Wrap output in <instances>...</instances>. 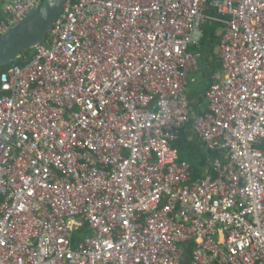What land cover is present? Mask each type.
Masks as SVG:
<instances>
[{"label":"built area","instance_id":"1","mask_svg":"<svg viewBox=\"0 0 264 264\" xmlns=\"http://www.w3.org/2000/svg\"><path fill=\"white\" fill-rule=\"evenodd\" d=\"M37 2L1 0L0 36ZM207 22L218 67L194 107ZM181 129L211 151L202 175ZM188 253L264 264V0H66L0 71V264Z\"/></svg>","mask_w":264,"mask_h":264},{"label":"water","instance_id":"2","mask_svg":"<svg viewBox=\"0 0 264 264\" xmlns=\"http://www.w3.org/2000/svg\"><path fill=\"white\" fill-rule=\"evenodd\" d=\"M66 0H38L34 8L0 36V66L12 64L16 57L44 41Z\"/></svg>","mask_w":264,"mask_h":264},{"label":"trees","instance_id":"3","mask_svg":"<svg viewBox=\"0 0 264 264\" xmlns=\"http://www.w3.org/2000/svg\"><path fill=\"white\" fill-rule=\"evenodd\" d=\"M1 18H2V15L0 12V19ZM217 25H218V23H215V22H212V23L207 22L204 25L205 36L203 37V39L201 41L200 51L202 52V54L204 53L206 57L204 55H202V59H203V67L201 69L202 71L212 72L218 66L217 61H215L214 59L209 60L208 59L209 56L207 57V54H209V53H210V56L213 55V49H214V45H215L216 39H217L215 36V30H216ZM205 48H206V50H205L206 53L204 52ZM29 53H30V50H28L24 54L28 55ZM3 68H4V66H0V71ZM209 78L210 77H208V80H209ZM190 98L192 99L193 96L190 95ZM201 100H202L201 96H200V98L198 97L197 99H195V102L192 103L193 106L196 107V104H198V102H200ZM172 143L178 147L180 158H186L195 167V170H194L195 173H196V171H199L200 164L202 165L204 163V157L206 155L208 156V153H211V151H205L203 148L198 146L197 143H195L191 140H188L186 138L185 129L180 130L179 137L177 139L173 140ZM200 149L203 150V153L200 151ZM204 151H205V153H204ZM78 240H79V237H78L77 233L75 232L73 241L76 244L78 242ZM189 261H190V255L188 253V255L186 256V259L184 261V264H190Z\"/></svg>","mask_w":264,"mask_h":264},{"label":"crops","instance_id":"4","mask_svg":"<svg viewBox=\"0 0 264 264\" xmlns=\"http://www.w3.org/2000/svg\"><path fill=\"white\" fill-rule=\"evenodd\" d=\"M205 50H206V48L204 49V52H205ZM206 53V52H205ZM203 55L205 56V54L203 53ZM209 56V57H208ZM206 57V56H205ZM207 57H208V59L209 60H215V61H217V63H218V55H217V52H215V50L213 49V55H211L210 56V53L209 54H207ZM200 64L201 65H203V59H201V62H200ZM203 67V66H202ZM202 67H201V69H202ZM218 67V66H217ZM216 67V68H217ZM215 68V69H216ZM201 69H199V71H197V73H196V79H195V81H192V82H196L197 80H198V77H199V75H198V72H199V74H200V83L202 84L203 83V92H204V89H205V87H206V85H207V82L209 81L208 80V77H210V75H211V73L215 70H213L212 72H206V71H202ZM209 71V70H208ZM190 82H188V84H189ZM190 92H191V89L189 88V86H188V97H189V99L191 100V103H194L195 102V98L193 97L192 99L190 98ZM202 92V91H201ZM203 92L201 93V97H202V100L200 101V102H198V104H196V107H201V106H205V101H204V98H203ZM199 98H200V96H199ZM185 133H186V138L188 139V140H191V141H193V142H195V143H197V145L198 146H200L201 148H202V146H201V144H200V142L196 139V137L193 135V133L190 131V129H187V130H185ZM200 151L203 153V150L202 149H200ZM204 153H205V151H204ZM207 156V155H206ZM206 156L204 157V163L201 165L200 164V169H199V171H196V173H195V175H202L203 173H204V171H205V168H206V166H207V160H206ZM182 159H186V158H182ZM187 160V159H186ZM187 161H189V160H187ZM190 162V161H189ZM191 163V162H190ZM192 165V164H191ZM193 166V165H192ZM193 169L195 170V167L193 166ZM195 172V171H194Z\"/></svg>","mask_w":264,"mask_h":264},{"label":"rangeland","instance_id":"5","mask_svg":"<svg viewBox=\"0 0 264 264\" xmlns=\"http://www.w3.org/2000/svg\"><path fill=\"white\" fill-rule=\"evenodd\" d=\"M200 72V71H199ZM198 72V80L194 83L191 82L188 84L189 88L191 89L190 95L193 96L195 99H197L199 96H201V93L203 92V83H200V74ZM202 91V92H201Z\"/></svg>","mask_w":264,"mask_h":264}]
</instances>
